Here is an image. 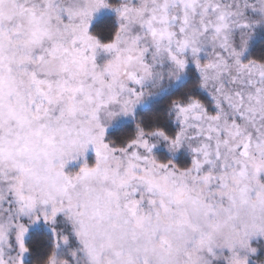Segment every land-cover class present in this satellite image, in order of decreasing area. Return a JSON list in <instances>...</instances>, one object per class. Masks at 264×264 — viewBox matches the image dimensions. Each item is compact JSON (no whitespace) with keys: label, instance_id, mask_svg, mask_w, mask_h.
I'll return each instance as SVG.
<instances>
[{"label":"snow or ice","instance_id":"1","mask_svg":"<svg viewBox=\"0 0 264 264\" xmlns=\"http://www.w3.org/2000/svg\"><path fill=\"white\" fill-rule=\"evenodd\" d=\"M0 264H264V0H0Z\"/></svg>","mask_w":264,"mask_h":264}]
</instances>
